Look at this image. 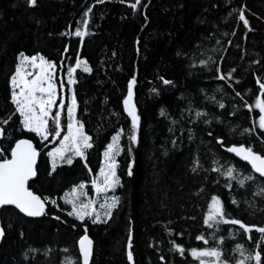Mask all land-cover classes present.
<instances>
[{
  "label": "trees",
  "instance_id": "obj_1",
  "mask_svg": "<svg viewBox=\"0 0 264 264\" xmlns=\"http://www.w3.org/2000/svg\"><path fill=\"white\" fill-rule=\"evenodd\" d=\"M142 5L147 6L134 12L120 0H106L103 4H97L96 0H39V6L33 9L26 6L25 0H0V121L7 119L13 111L8 100L7 78L14 70L18 51L29 55L39 51L59 62L62 48L68 45L69 59L64 68L69 63L74 64L72 57L78 51L80 58L88 61L92 72L77 70V83L73 89L79 103L77 116L86 122V130L95 141L88 153L93 174L83 168L82 162H74L71 167L58 166L57 172L48 176L46 169L50 168V163L46 153L52 145L49 142H44L46 147L39 144V137L33 140L41 156L38 158L40 178L35 183L30 182L31 188L42 197L57 200L59 208H67L62 202L64 194L82 181L90 183L99 171L111 135L121 127L127 128V118L119 113H122L121 101L126 94L127 79L135 73L138 83L134 100L142 117L140 143L134 153L135 175L132 178L123 175L129 157L118 156V174L123 175L124 188L116 194L122 197V207L107 224L88 222L89 236L93 240L90 264H128L130 226L133 229L134 264H161V255L169 264H198L190 256L173 254L169 243L173 237L165 229L185 231L183 237L175 239L186 248L204 246L194 239L199 225L184 217L196 215L199 218L201 209L206 210L205 200L210 199L211 194H219L225 200L231 215L245 223L264 226V201L254 208L241 204L237 209L220 184L207 182L193 206L190 194L202 183L204 173L201 176L189 174L187 161L190 155L199 154L202 158L205 153L210 155L214 148L211 138L207 137V125L193 128L190 141L183 124L189 113L180 117V110L191 102L197 110L210 113V119L214 115L225 122L222 126L213 121L211 128L217 134H227L230 143L252 144L256 151H264V144L255 139V134L250 136L236 131L249 128L254 122L258 127V109L253 107L249 112L237 103L239 98L234 99L230 89L219 91L221 82L212 79L209 68L201 70L199 65L201 57L216 59L223 56V62H217L224 71L237 70L235 87L254 106L259 93L252 73H264V0H142ZM88 7H92V13L83 45L74 35H61L74 32ZM242 7L249 29L238 20V11ZM137 40L139 44L135 43ZM177 52H186L195 67L190 68L186 58L177 56ZM160 75L174 80L176 86L157 96L151 89L159 85L157 77ZM206 97L225 103L227 110H236V114L227 115ZM161 109L181 122L171 125L170 119L160 116ZM62 122L65 126L64 117ZM169 127H173L175 135H183V143L177 150L163 155V145L173 135ZM8 134H13L12 128L8 129ZM28 135L25 133L23 138ZM122 142L127 148L126 132ZM231 162L241 171H250L238 158ZM255 189L256 185L249 183L246 192L240 189L232 195L237 200H255L252 196ZM88 190L91 191L90 186ZM46 212L40 219H29L12 208L0 211L1 226L5 229L0 245V264H67L73 258L77 251L75 242L82 230L73 229L71 224L76 222L51 203ZM56 215L67 223L55 220ZM129 219L133 220L131 225ZM255 236L258 238L259 234L255 233ZM236 242L251 247L249 241L237 234L235 239L225 242L227 255H232L230 249ZM64 249L69 252L65 253ZM46 250H50L47 255Z\"/></svg>",
  "mask_w": 264,
  "mask_h": 264
},
{
  "label": "snow or ice",
  "instance_id": "obj_2",
  "mask_svg": "<svg viewBox=\"0 0 264 264\" xmlns=\"http://www.w3.org/2000/svg\"><path fill=\"white\" fill-rule=\"evenodd\" d=\"M106 0H96L97 4H103ZM122 4H127L134 12L142 7V0H120ZM29 8H37L39 0H25ZM92 13V7H88L83 13V19L78 22L74 32L61 33V35H74L78 38L81 45L88 35L89 16ZM147 22V16L144 17ZM238 20L243 23L245 29H249V21L246 18L245 9L242 7L238 11ZM135 43L139 44V40ZM219 43V41L217 42ZM70 49L64 45L61 51L59 62L54 61L41 52L26 54L24 51H18L15 57L14 70L7 78V87L9 90L8 100L13 111L7 119L0 121V208L6 209L12 206L18 214L25 217L37 218L47 214L46 208L49 203L59 211L65 212L67 217L72 218L76 223L71 224L73 229L82 230L79 232V238L75 245L77 251L73 258L67 264H90L93 256V240L89 236V221L92 225L107 224L113 219L115 213L122 207V197L117 195V191L124 188L123 175L129 178L134 177V153L140 143V131L142 128V117L138 111L137 103L134 100V89L137 85V76L135 73L130 75L126 82V94L122 96L121 116L127 118V128H119L111 135V143H107L103 151L104 161L99 169V173L91 179V192L89 196L88 185L80 182L73 186L69 192L63 196V202L67 208H59L57 200L49 197H42L32 190L31 184L40 178L38 167V158L41 156L39 147L34 145V138L39 137V144L46 145L44 142L51 143L59 139V147H54L46 153L50 159V168L46 169L48 176L57 172L58 166L67 165L71 167L74 162H82L83 168L87 169L89 174L93 170L88 164L89 150L94 147V138L86 130V122L78 118L79 108L78 98L73 85L77 83L76 73L82 69L85 73H91L92 68L86 59H81L79 51L72 57L74 64L69 63L64 69L63 65L68 61ZM139 51V49H137ZM177 56H184L190 68L195 67L192 59L188 58L186 52H177ZM224 57L218 56L216 59L209 56L207 59L199 58L201 70L209 68L213 75L212 79L221 82L219 91L230 89L234 99L239 98L237 103L246 108L249 112L253 107L259 111L258 127L255 122L253 126L244 129H237L247 135H254L259 143L264 144V73L257 74L253 72L254 83L259 95L255 100L254 106L249 104L243 93L235 87L238 83L235 77L236 69L224 71L221 63ZM259 64L260 61H253ZM66 71V83L62 79V73ZM159 85L153 87L151 91L160 96L164 91L174 88L176 82L166 78L163 75L157 77ZM65 91L63 97H58V88ZM203 92L204 90L201 89ZM67 93H71L70 100ZM212 100L216 107L225 110L229 116H234L236 110L228 111L225 103ZM55 109V110H54ZM188 112L187 120L183 121L188 131V139L193 138V128L200 124L208 126L207 137L211 138V144L214 151L209 155L205 153L203 158L197 154L190 155L187 161V172L192 176H201L202 183L198 184L190 194L193 197V206H196L197 199L204 192L207 182L220 184L226 189L230 197V203L237 209L241 204L254 208L260 201H264V151H256L252 144H234L230 143L227 134H217L212 128L213 121L225 126L223 120L207 111L197 110L191 102L188 106L180 110V117ZM66 115V133L64 132V123L62 117ZM118 115V113H112ZM160 116L170 119L171 125L181 122L177 118L171 117V114L161 109ZM15 117V119H13ZM50 120L54 127L50 128ZM18 124V127H17ZM13 129V134H8V129ZM229 131H232L229 129ZM19 133V136L14 133ZM128 141V147L125 148L122 138ZM169 132L173 133L168 142L163 145V155H168L170 151L177 150L183 143V135H175L173 127H169ZM27 133L28 138H23ZM62 136V138H61ZM169 145L171 146L169 148ZM125 154L129 157L126 164V171L123 175L118 174L119 162L117 157ZM231 154V155H229ZM238 158V161H245L251 166L250 171H241L231 161ZM208 163L205 164L204 161ZM58 174V173H57ZM258 174V175H257ZM253 183L256 185L252 196L255 200H237L232 193L239 192L240 189L247 191V185ZM206 210L201 209L200 217L189 215L184 219L191 221L194 225H199L194 239L201 242L204 246L186 248L182 242H177L175 237H183L185 231H175L171 227H166V232L173 237L169 241L174 255L181 257L190 256L198 264H264V226L245 223L238 217L231 215L227 211L226 202L219 194H211L210 199L205 200ZM57 221L67 223L61 216L53 217ZM129 225L133 223L132 219L128 221ZM171 224V221H169ZM242 230V231H241ZM255 233L259 234L257 238ZM237 234L242 235L250 242L251 247L246 248L244 244L236 242L230 249L232 255L226 254L225 242L228 239H235ZM5 236V229L0 227V239ZM210 240L212 241L210 245ZM133 229L130 226L127 236V261L128 264H134L133 256ZM33 251V250H30ZM50 250H46L47 255ZM68 253V249H64ZM161 264H169L164 255L159 256Z\"/></svg>",
  "mask_w": 264,
  "mask_h": 264
},
{
  "label": "rangeland",
  "instance_id": "obj_3",
  "mask_svg": "<svg viewBox=\"0 0 264 264\" xmlns=\"http://www.w3.org/2000/svg\"><path fill=\"white\" fill-rule=\"evenodd\" d=\"M75 63V62H74ZM67 67V66H66ZM66 67L64 68L65 70H66ZM78 70H82V69H78ZM62 79L64 80V82L66 83V80H67V76H66V71H64L62 74ZM57 88H58V97H63L64 95H65V91H60L59 90V86L57 85ZM70 97H71V93H67V98L70 100ZM55 110V109H54ZM64 118H65V120H66V115L65 116H63ZM62 117V118H63ZM50 122H51V120H50ZM64 133H66V124H65V126H64V132H62V136H63V134ZM62 136H61V138H62ZM59 139L60 138H57L56 140H53L51 143H50V145H52V147L49 149V151L50 150H52L54 147H59L60 145H59ZM109 143H111V140L109 141ZM103 161H104V157H103V154H102V162H101V165H102V163H103ZM49 163H50V159H49ZM101 165H100V167H101ZM100 169V168H99ZM98 173H99V171H98ZM97 173V174H98ZM94 178V177H93ZM88 186H90L91 187V184L89 183V184H87ZM88 190V189H87ZM89 191V190H88ZM93 195V193L91 192V191H89V196H92ZM62 202H63V197H62Z\"/></svg>",
  "mask_w": 264,
  "mask_h": 264
},
{
  "label": "water",
  "instance_id": "obj_4",
  "mask_svg": "<svg viewBox=\"0 0 264 264\" xmlns=\"http://www.w3.org/2000/svg\"><path fill=\"white\" fill-rule=\"evenodd\" d=\"M241 162H243L244 164H246L247 165V162H245V161H241ZM249 168H250V170H251V166L250 165H247ZM258 175V174H257ZM8 208H12V206H7ZM3 208H0V211L2 210ZM12 209H14V208H12ZM15 210V209H14ZM22 216H23V214H21ZM25 217V216H24ZM26 218H29V217H26ZM40 218H42V216L41 217H37V218H29V219H40ZM0 227H2L1 226V222H0ZM2 241H3V239H0V245H1V243H2Z\"/></svg>",
  "mask_w": 264,
  "mask_h": 264
}]
</instances>
